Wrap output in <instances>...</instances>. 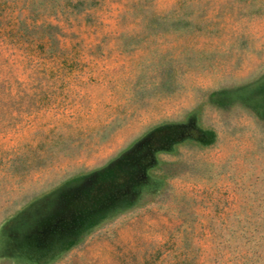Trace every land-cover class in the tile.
<instances>
[{"label":"rangeland","instance_id":"obj_1","mask_svg":"<svg viewBox=\"0 0 264 264\" xmlns=\"http://www.w3.org/2000/svg\"><path fill=\"white\" fill-rule=\"evenodd\" d=\"M0 264H264V0H0Z\"/></svg>","mask_w":264,"mask_h":264}]
</instances>
